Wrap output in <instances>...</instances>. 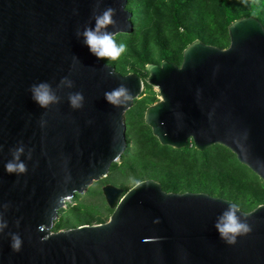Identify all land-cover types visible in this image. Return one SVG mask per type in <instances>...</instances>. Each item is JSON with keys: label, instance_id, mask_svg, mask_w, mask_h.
<instances>
[{"label": "water", "instance_id": "water-1", "mask_svg": "<svg viewBox=\"0 0 264 264\" xmlns=\"http://www.w3.org/2000/svg\"><path fill=\"white\" fill-rule=\"evenodd\" d=\"M128 0H0V264H264V204L240 212L252 231L233 245L214 225L231 200L205 192H167L154 179L124 191L102 187L109 220L54 231L76 194L108 176L126 150L124 115L144 89L136 73L121 74L92 55L76 35L94 16L115 10L107 31L133 29ZM226 48L195 39L182 61L148 63L158 100L144 122L163 146L198 151L219 144L264 181V26L253 16L228 25ZM73 87L60 84L62 77ZM47 81L60 102L31 99ZM123 85L131 99L113 107L105 92ZM81 92L84 105L69 106ZM27 171L8 174L16 148ZM240 215V213H237ZM22 240L19 252L11 236Z\"/></svg>", "mask_w": 264, "mask_h": 264}, {"label": "trees", "instance_id": "trees-1", "mask_svg": "<svg viewBox=\"0 0 264 264\" xmlns=\"http://www.w3.org/2000/svg\"><path fill=\"white\" fill-rule=\"evenodd\" d=\"M127 9L132 13L133 29L115 36L117 44L123 43L126 50L116 61H103L121 74L132 71L143 79L140 71L146 70L148 63L160 64L167 60L179 65L184 48L195 39L219 48L227 47L228 25L240 17L253 16L264 26V0H128ZM172 42L173 46H169ZM154 46L158 50L156 62L151 54ZM156 101L154 97L141 101L129 121L131 144L122 154L119 165L122 170L131 171L134 184L154 179L167 192L216 193L217 197L236 203L241 210L246 204L251 210L264 204V182L240 164L226 147L214 145L198 151L189 145L182 149L161 145L144 122L146 108ZM209 163L216 166L214 175L203 172ZM110 177L104 183L111 182ZM94 194L86 191L67 202L54 230L77 227L78 223L90 224L93 216L89 214L87 198L74 204L71 201L79 195Z\"/></svg>", "mask_w": 264, "mask_h": 264}, {"label": "clouds", "instance_id": "clouds-1", "mask_svg": "<svg viewBox=\"0 0 264 264\" xmlns=\"http://www.w3.org/2000/svg\"><path fill=\"white\" fill-rule=\"evenodd\" d=\"M115 10L106 8L101 14L94 16V27H85L83 32L77 31L78 37H83L82 43L89 52L97 59L104 61H116L125 52L126 46L123 43L117 44L113 33L107 31L108 26L113 25ZM60 84L67 88L73 87V81L67 76L62 77ZM29 92L31 99L40 108L47 109L50 105L60 102V97L56 95L52 85L47 81L34 83L30 86ZM104 98L113 107H123L131 99L130 91L123 85H120L111 91L105 92ZM69 106L76 110L84 105V96L81 92L70 93L68 96ZM23 147L15 149L12 159L6 162L5 171L8 174H22L27 171L25 164L20 160L23 153ZM139 184V182H137ZM240 213L238 215L237 213ZM243 214L238 206L230 203L227 211L223 212L214 225L218 232L219 238L229 245H233L237 241V237L244 236L252 231L251 225L246 218L242 219ZM7 227L6 221H0V232ZM22 240L17 234L11 236V248L15 252H19Z\"/></svg>", "mask_w": 264, "mask_h": 264}, {"label": "rangeland", "instance_id": "rangeland-1", "mask_svg": "<svg viewBox=\"0 0 264 264\" xmlns=\"http://www.w3.org/2000/svg\"><path fill=\"white\" fill-rule=\"evenodd\" d=\"M172 44H173V42L169 46H173ZM157 53H158L157 47L156 46L152 47L151 48V54H152V57H153L152 60L154 62L157 61V56H158ZM141 70L142 71H140V73L141 74L143 73L142 75H144V79H143L144 80V83L146 85L151 86V88L150 89H147L146 86H145V84H144V89H143L142 94L138 97L137 100L134 101V103L131 106V108L128 109L127 112L124 115V121H125V125H126V134H125L126 135V137H125L126 138V149L131 144V139H130L131 137L128 136L129 135L128 134V132H129L128 131V127H129V121L131 119V115L134 114L137 111V107L140 105V102L141 101H143V100H145L146 98H149V97H154L155 100H158V98H159V93H158L157 88L155 86L150 85V84L147 83V78H148L149 73L147 72V70H143V69H141ZM128 73H135V72L128 71ZM216 145H219V144H216ZM189 146L191 147V146H193V144L192 143H189ZM210 147H212V146H210ZM120 163H121V159L111 165L110 171H109V174H108L107 177H110L111 176L110 178L112 179V181L111 182H108V183L109 184H113L116 187L121 188L124 191H126L128 188H130L134 184L135 178H134V175L131 173L130 170H128L126 168H124L122 170L121 166L119 165ZM215 168H216V166L213 163H209L207 165V170L203 169V172H204L205 175L206 174L214 175L213 174V171H215ZM107 177H105V178H107ZM257 177L259 178V176H257ZM105 178H101L98 181H94L89 186V188L87 189V193H89V192H95L94 195H91V196H89V195L88 196L79 195L78 198H76L75 200L71 201V203L74 204L77 200H80V199H83V198H87V201L86 202L89 204V209H90V211H89V209H87V212L89 211V214H91L93 216L92 220L90 221V224H98V223L106 222V221L109 220V217H110V215L112 213V209L106 203L105 198H104V195L102 193V187L104 185L108 184V183H104ZM208 179H209V177H208ZM262 182H264V181L262 180ZM213 189L215 191H217L218 187H215ZM190 192H193V191H190ZM178 193H182V192H178ZM213 196H216V193H214ZM242 210L245 211V212H249L251 209L249 208V205L246 204V206ZM59 219H60V217H59ZM59 219L55 222L54 227H53V230H54L56 224L58 223ZM79 224L80 223L76 224V226H78Z\"/></svg>", "mask_w": 264, "mask_h": 264}]
</instances>
